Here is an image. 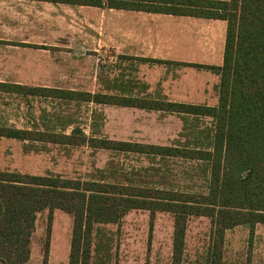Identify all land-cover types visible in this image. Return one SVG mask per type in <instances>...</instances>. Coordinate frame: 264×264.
<instances>
[{"label": "trees", "instance_id": "obj_1", "mask_svg": "<svg viewBox=\"0 0 264 264\" xmlns=\"http://www.w3.org/2000/svg\"><path fill=\"white\" fill-rule=\"evenodd\" d=\"M44 1L226 20L223 65L196 66L219 73L218 103L212 106L171 101L161 95L123 96L0 82L2 91L163 111L183 119L182 131L171 145L104 137L105 117L98 113L91 117L90 135L71 123L59 128H43L37 120L23 129L0 125V137L33 144L88 146L146 156L151 162L147 167H127L112 158L87 180L0 170V263L29 261L36 217L46 209H60L73 217L69 264H89L95 226L118 223L130 210L144 209L152 215L159 211L173 214V264L182 261L188 217H210L206 264H220L227 230L247 224L253 233L257 224H264V0ZM186 117L210 118L211 125L191 133ZM157 158L200 163L204 190L168 187L161 169L153 164ZM49 245L48 239L43 264H48Z\"/></svg>", "mask_w": 264, "mask_h": 264}, {"label": "rangeland", "instance_id": "obj_2", "mask_svg": "<svg viewBox=\"0 0 264 264\" xmlns=\"http://www.w3.org/2000/svg\"><path fill=\"white\" fill-rule=\"evenodd\" d=\"M79 20L78 27L83 31H78V35H83L84 29ZM92 48L83 38H78L76 59L62 66L59 80L3 83L117 95L131 90L139 97L161 94L156 88L145 89L138 81L119 82L113 65L116 60L114 51H95ZM168 99L186 103L203 100L198 97ZM205 99L208 104L214 99L218 100V97ZM93 113L104 115L102 135L113 140L171 145L183 127V119L178 114L0 90V125L6 127L29 128L34 120L41 123L43 128L68 127L71 123L81 126L90 135L89 125ZM186 118L191 133L211 125L210 118ZM70 130L71 127L66 129L67 132ZM32 145H36L37 149H29ZM112 158L121 160L127 167L141 168L151 164L148 157L136 154L124 155L88 146L33 144L0 137V170L35 175L52 173L65 178L87 180L97 168H104ZM153 164L161 169L160 175L168 187L200 192L204 190L203 166L200 167V163L177 158H157ZM72 226V215L60 209L39 212L31 237L30 259L25 264H43L48 239V264H69ZM173 231L174 216L171 212L159 211L152 215L149 210H130L118 223L95 226L89 264H173ZM210 233V217H188L181 264H206ZM220 264H264V224H257L253 233L247 224L227 230Z\"/></svg>", "mask_w": 264, "mask_h": 264}, {"label": "crops", "instance_id": "obj_3", "mask_svg": "<svg viewBox=\"0 0 264 264\" xmlns=\"http://www.w3.org/2000/svg\"><path fill=\"white\" fill-rule=\"evenodd\" d=\"M78 19L83 35H78L83 31ZM226 36L227 21L218 18L0 0V82L59 80L83 38L95 51H114L119 82L138 81L161 96L198 97L203 100L187 103L207 104L205 98L218 97L220 75L196 66L221 67ZM123 95L137 96L130 90ZM217 103L214 99L208 105Z\"/></svg>", "mask_w": 264, "mask_h": 264}]
</instances>
